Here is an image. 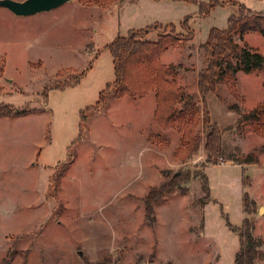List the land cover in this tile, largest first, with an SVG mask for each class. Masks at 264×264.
Returning <instances> with one entry per match:
<instances>
[{"label": "rangeland", "instance_id": "374dc122", "mask_svg": "<svg viewBox=\"0 0 264 264\" xmlns=\"http://www.w3.org/2000/svg\"><path fill=\"white\" fill-rule=\"evenodd\" d=\"M166 1L70 0L27 16L0 6V104L34 109L0 118L1 264H235L237 229L245 218L264 250V152L249 165L221 156L209 161L200 118L194 133L203 137L202 145L183 162L182 133L156 122L154 91L115 98L112 89L80 134L81 111L116 80L105 46L117 35L155 22H172L176 33L186 35L183 22L190 16L194 38L164 51L161 61L176 64L174 81L203 110L197 85L205 67L201 43L212 28H227L238 2L264 11V0H221L201 16L196 3ZM171 30L164 26L147 38ZM235 40L264 53V34L247 32ZM233 87L220 83L218 93L206 95L207 105L223 131L225 151L238 147L248 154L264 144V136L253 123L237 130V118L264 102V71H239ZM235 104L240 113L232 110ZM178 171L191 177L154 201L146 216V195ZM54 173L63 175L50 180ZM245 193L254 201L251 213L244 210Z\"/></svg>", "mask_w": 264, "mask_h": 264}, {"label": "trees", "instance_id": "16d2710c", "mask_svg": "<svg viewBox=\"0 0 264 264\" xmlns=\"http://www.w3.org/2000/svg\"><path fill=\"white\" fill-rule=\"evenodd\" d=\"M96 1L102 5H109L116 0ZM185 1L198 4L201 16L207 15L216 5H223L224 2L221 0H209L208 2L201 0ZM238 11V14H232L229 17L227 28H212L207 40L201 43L200 47L204 50L205 67L198 73L197 85L203 110L198 106L196 97L189 93L184 86L178 85L174 81L173 78H175L178 70L176 64L166 65L160 60L161 54L170 47L178 46V43L194 38L193 31L187 26L190 16H186L183 22L188 30L186 35L176 33L175 25L172 22L165 25L161 22H155L145 27L129 29L126 35H117L105 46L114 58L116 80L108 83L107 87L99 93L100 99L95 105L86 107L81 111L80 134L84 132L83 123L89 120V113L99 111L101 106L107 105V96L112 89L115 98H122L124 95L142 97L148 91H154L156 92L155 120L165 130L177 128L182 133L184 142L182 149L179 151L182 154L183 162L196 154L202 145L203 137L199 133H194L196 121L201 118L204 131H206L204 151L208 154L209 161L215 160L213 159L215 156L219 158L221 156L226 161H233L241 165L258 163L260 153L264 152V144L248 154L241 152L238 147H235L233 152L225 151L223 148V131L217 123L211 120L206 100V95L209 92L218 93L219 90L217 89L220 83L228 84L234 92L233 86L237 84L239 71L244 73L264 71V53L249 44L235 40V36L243 39L247 32L264 34V11L251 10L239 2ZM164 26L165 28L171 27L173 30L159 33L157 39L150 40L147 38L151 32L161 30ZM83 76L84 72L78 74L73 85L80 82ZM43 96L47 98L46 88ZM33 110L24 106L1 103L0 118L3 116L26 115ZM232 110L240 113V108L236 104ZM250 123L257 127L256 129L261 136H264V102L259 103L249 112L242 113L237 118L236 129L243 131L244 127ZM72 161V156H70L67 163ZM62 175L54 173L50 180L53 178L58 180ZM201 175L204 179L205 200H210L208 177L206 173ZM190 177V171L186 175H184V171H178L173 173L172 178L161 183L158 189H152L145 197L146 216L153 213L154 201H157L160 196L173 192L174 189L181 186L182 182H187ZM244 183L248 184L245 181ZM156 191L158 192L157 195L154 194ZM243 199L244 210L249 213H251L250 210L253 212L252 209L249 210V206H253L254 201L251 203L248 193L244 194ZM152 219L155 222L156 219L154 217ZM253 229V223L249 218H245L242 225L238 227L240 249L236 253L235 264H256L257 260L264 259L261 239L253 235ZM2 264H6V262Z\"/></svg>", "mask_w": 264, "mask_h": 264}, {"label": "water", "instance_id": "95a60500", "mask_svg": "<svg viewBox=\"0 0 264 264\" xmlns=\"http://www.w3.org/2000/svg\"><path fill=\"white\" fill-rule=\"evenodd\" d=\"M68 1L70 0H0V6L8 8L16 15L27 16L58 8Z\"/></svg>", "mask_w": 264, "mask_h": 264}, {"label": "crops", "instance_id": "0c3cea01", "mask_svg": "<svg viewBox=\"0 0 264 264\" xmlns=\"http://www.w3.org/2000/svg\"><path fill=\"white\" fill-rule=\"evenodd\" d=\"M157 1H160V0H157ZM171 1H173V2H177V1H174V0H168V1H166V3L168 4V2L169 3H172ZM225 1H228V0H225ZM226 5H229V4H226ZM145 26H147V25H145ZM145 26H143V27H145ZM139 28H141V27H139ZM131 29H135V28H131ZM246 36V35H245ZM244 36V37H245ZM169 50V49H168ZM168 50H166L165 52H167ZM165 52H163L162 54H161V56H160V60L162 59V58H164L165 57ZM164 63V62H163ZM155 94H156V92H155ZM243 167H245V166H243ZM51 177V176H50ZM261 261V260H260ZM257 262H258V260H257ZM256 262V263H257Z\"/></svg>", "mask_w": 264, "mask_h": 264}]
</instances>
